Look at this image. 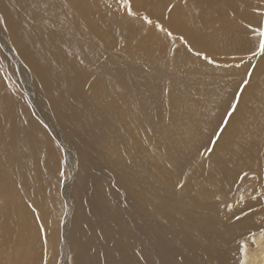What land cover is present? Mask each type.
<instances>
[{
	"label": "bare ground",
	"instance_id": "6f19581e",
	"mask_svg": "<svg viewBox=\"0 0 264 264\" xmlns=\"http://www.w3.org/2000/svg\"><path fill=\"white\" fill-rule=\"evenodd\" d=\"M38 1L33 7L34 3L32 5L28 0H0L1 13L12 23V37L26 52L30 69L38 75L39 84L36 81L38 85L34 86L28 73H22L25 84L33 91L32 97L40 113V117L36 116L32 110L37 109L28 105L16 89L0 56V264H42L45 239L48 264H67L71 259L75 264L90 261L92 264H124L135 260H139V264H151L159 261L157 252H162L165 245L171 247L180 241L198 242L207 247L212 253L213 264H264V236L261 235L264 232V205L258 200L264 178L259 182L237 179L241 169L257 168V160L260 169H264V58L251 61L257 65L253 87L245 94L233 127L225 133L231 145L222 142L223 147L217 149L218 155L212 157L213 166L209 167V161L199 152L203 151V145L216 128L227 98L244 72L243 67L237 70L211 65L223 85L215 90L206 111L197 106L194 108L193 125L180 122L184 128L176 131L180 133L177 136L185 135L183 140L177 141L181 152L192 142L193 165H175V182L167 178L153 180L154 166L144 168L147 163H152L149 157L153 141L146 132L148 123L140 124L138 118L139 113L143 119L148 113V97L134 94L136 71L132 65L141 59L136 53H155L159 47L166 49L165 38L158 36L152 25L149 28L124 14L116 17L113 9L104 6V0H88V3L70 0L69 8H63L57 0L55 8L48 9L44 8L47 0ZM145 1L134 0L132 5L144 8L147 6ZM230 1L234 5L230 16L225 0L160 2L164 4L162 9L174 5L170 20L186 37L197 38L213 51L209 57L217 64L234 65L241 59L248 63L247 56L256 47L257 39L247 36L243 26L252 18L264 19L250 10L253 6L264 8V0ZM161 3L158 7L152 6L154 13ZM65 13H68L67 17ZM110 16L115 17L111 25L115 37H106L102 44L89 39L92 37L90 23L97 22L100 26V18L108 19L109 26ZM32 17L38 22L33 24ZM50 25L60 31L59 42L44 38L46 30H51ZM222 31L227 32L224 39L219 38ZM116 45L123 46L114 52ZM124 48L127 49L122 53ZM79 59H84L86 67L79 65ZM204 72V77L210 78V73ZM85 76L96 77L91 91L86 90ZM121 86L123 91L118 90ZM202 99L197 93L195 101ZM115 107L126 119L127 127L120 145L128 152L124 158L118 157L122 161L112 162L106 145L103 149L107 150L97 155L103 162L99 165V177L97 169H90L97 162L87 154L93 149L94 142L98 141L100 145L98 125L103 120V112ZM44 123L56 139L67 144H71L77 134L85 139L81 144L73 143L75 157L69 159L67 180L62 187L66 198L75 194L78 199L75 208L71 205L65 216L63 243L59 240L58 224L63 215L60 190L65 178L60 175L63 166L57 165L61 160L59 150ZM80 126L88 133H78ZM133 150L141 153L139 160ZM164 159L167 163L173 161L166 155ZM163 168L169 167L164 165ZM104 171L110 179L102 177ZM185 173L186 186L183 190L175 188ZM74 174L82 184L86 181L94 187L83 194ZM216 195L222 200L214 199ZM240 195L245 201L233 211L239 214L243 208L248 215L240 221L234 217L229 220L226 217L231 213L223 205L234 204ZM41 224L43 233L39 231ZM140 256L145 258L140 260Z\"/></svg>",
	"mask_w": 264,
	"mask_h": 264
},
{
	"label": "rangeland",
	"instance_id": "374dc122",
	"mask_svg": "<svg viewBox=\"0 0 264 264\" xmlns=\"http://www.w3.org/2000/svg\"><path fill=\"white\" fill-rule=\"evenodd\" d=\"M28 1L32 3V5L33 3L35 5L38 0H32V2L31 0ZM160 1L161 0H156V2H154L153 0H146L145 4L147 6L144 8H135L132 5L133 10L138 12L140 16L147 15L154 22H159L162 26H164L173 33V35L169 37L166 36L164 32H161L159 29L155 28L153 31L156 30V34H158V36H163L165 38L166 40L165 46L167 48L160 49L159 47V49L155 53H150V54L143 51H141V54L136 53V56H139L141 59L137 62H133L132 65V67H135L134 71H136L135 74L136 87L134 90V94L138 95L139 97L142 96L148 97V101H147L148 113L145 119L141 117V113H139L138 116L140 120V124L148 123V130H146V132L148 131L149 140L153 141V145L151 148L152 155H150L149 157L150 162L152 161V163L151 164L147 163V165H144V168H148V165L154 166L152 167L155 170L154 172L155 175L151 176L153 180L159 181L160 178L163 179L167 178L168 180L175 182L177 179V168L175 165H193V155H192L193 146H191L192 142L190 141L184 146V147L188 146L186 147L187 149L184 152H181V149L177 144L178 139L183 140L185 137V135H182V137L177 136L178 134H180L176 132L177 129H180V127L184 128V126L179 125V123L185 121V124L187 122L190 125L191 124L193 125L192 120L194 118V108L197 106L198 108L206 111V108L212 102L215 90L223 85V81L218 80V77L216 76V70L214 67L209 65L205 60L196 57L192 53L188 52L187 47L180 40V37L183 36L184 39L188 41V44L193 48L194 51H201L202 53L208 56L214 52L208 49L207 47H205L204 45H202L197 38L194 39V38L186 37V34L179 27L174 25V23L170 20V13L172 11L171 12L168 11L169 7L166 9H162L164 4L161 3ZM184 1L185 0H182V2ZM225 1L228 3V10H229L228 16H230L234 5L230 0L228 1L225 0ZM4 2L6 3V1ZM104 2L108 4H112L113 7L112 9L114 10V14L116 17H119L120 15L123 14L122 10L120 12L115 11L117 7L115 4V0H104ZM132 2L134 3V0H132ZM159 3H161V6L159 7L158 11L154 13L155 10L153 9L152 6L158 7ZM256 7H260V6L250 7V10L252 11V9ZM2 10L3 9L1 8L0 16H3V13H1ZM37 12L35 11V14L38 15ZM129 18L133 20H139L141 24H144L149 28H151V25L146 24L139 17L136 18L129 17ZM114 19L115 17L110 16L109 26L107 25L108 19L104 21L103 19L100 18V26L97 22H91L89 33L90 36L92 37H88V38L96 43L102 44L104 43L106 37L108 36L113 37L114 33L111 31V25ZM6 21H7L6 24H0L1 61L3 62V65L6 66L7 72L10 73V75L13 77L14 82L16 84V89L18 91L20 90L19 93L22 94V96H24L25 101L28 105H30L32 108L35 107L34 109H37V111L34 110L32 111L33 113L36 114V116H39L40 113H38L39 112L38 107L36 108L34 97H32L33 91L27 87L30 85L25 84V79L23 74L28 73V75L33 79L34 86L35 85L37 86L39 84V81L37 79L38 75L30 69L27 62L28 58L26 52L23 51L21 46H19V43L17 42L16 38L12 37L13 35L10 33V28H12L11 26L12 23L8 20ZM246 22L247 23L250 22L253 25H255L258 22V20L256 18H252L250 20H247ZM233 29L236 30L234 26ZM243 31L247 36L249 35L253 37L250 34V31L246 29L244 26H243ZM226 37H227V32L225 31H222L219 34L220 39H224ZM98 38H100L101 41ZM128 44L131 43L128 42ZM107 46L108 45H106L105 47ZM116 46L117 47L114 49V52L122 48L123 45H116ZM173 47L175 48L174 54L171 51ZM126 49L127 48H124L122 50V53ZM130 49L131 48L128 47V50ZM49 59H55V57H49ZM203 66H205V68H203ZM204 70L210 73V78L204 77L206 76ZM199 78L202 79L197 81V79ZM36 81L38 82V84L36 83ZM31 85H33V83H31ZM165 88L171 89V95L172 94L174 95L172 98H170L168 95H165L163 93V90ZM197 93H200V96L204 100L202 99V101H195ZM169 100H171V104H169ZM141 107L143 108V106ZM118 121H121L120 125L118 124L119 126L116 125ZM44 126H46L45 129L48 131V134L52 139V141L54 142L57 150H59V155L61 160L58 162L57 165L63 166L62 167V172L64 173L63 178H65L64 182L62 181V186L60 190V199L62 200L63 203V204L61 203V206L63 208V213H62L63 215L61 214L62 220L58 224L60 228L59 240L60 242L62 241L63 243L64 238H63L62 227L64 226V222L66 217L68 216L71 205L72 207L75 208L78 199L75 194L74 195L71 194L69 199L66 198L63 195L62 187L65 186L66 183L65 181L67 180L68 166L70 165L69 159H73V157H75V154L73 153V143H75V145L81 144L82 143L81 141L83 140L85 141V139L77 134V136L75 137L76 139L72 140L71 144H67L63 140L60 141L59 139H56L54 135L51 133L50 129L47 127V125L45 124ZM125 127H127L126 119L122 111L120 112L117 107L108 108L103 112V120H101L100 124L98 125V129L100 132V136L98 139H100V145L98 141L94 142L93 149L91 148L92 150H90L89 153L87 154L88 158H94L95 162H97L96 165H91L90 169L92 171L93 170L95 171V169H97V171L99 172L98 174L99 177H100L99 165H103V162L99 160L97 155L99 154V152L101 154L102 152H105V150H107V149H103L104 147H106V145L111 154V156L109 157L110 161L112 162L122 161V159L119 158H124L126 156L128 150L126 151L120 145L121 138L123 137L125 132ZM77 132L81 134L88 133L81 126L78 127ZM174 134L176 135L174 136ZM169 135H173V137L168 138ZM88 141H90V137ZM136 145L139 146L138 144ZM132 152L134 154L136 153L135 156L139 160V155L141 156V153L136 150H133ZM164 155H166L173 161L167 163L164 159ZM104 156H107V153ZM137 164L139 166V162ZM169 164L174 166L171 168H163L164 165H169ZM166 169H169V171H167ZM101 175L103 178L106 177L107 179H110L109 174L105 171ZM76 176L77 174H74V177L78 181L77 187H79V189L83 191V194H85L86 191H90L91 188L94 187L93 183L90 184L88 182L90 185L89 188V185L88 183H86V181H84V183L82 184L81 180L78 179ZM155 176L157 177V179L154 178ZM88 178H91V176L88 175ZM261 184H264V181ZM88 188L89 190H87ZM260 191H264V189H260L258 192ZM118 192L123 193V190L118 189ZM258 200L264 205V198L262 196L259 195ZM67 264H75V263L71 259V260H67Z\"/></svg>",
	"mask_w": 264,
	"mask_h": 264
},
{
	"label": "snow or ice",
	"instance_id": "6c2138e0",
	"mask_svg": "<svg viewBox=\"0 0 264 264\" xmlns=\"http://www.w3.org/2000/svg\"><path fill=\"white\" fill-rule=\"evenodd\" d=\"M57 0H47V3L44 4V8H55ZM83 3H88V0H82ZM59 3L63 8H69L70 0H59ZM116 4V12L123 11V14L127 17L136 18L139 17L146 24L152 25L153 27L159 29L161 32H164L166 36L171 37L173 33L169 31L167 28L162 26L159 22H154L147 15L140 16V14L133 10L132 0H115ZM105 6L112 10V4L105 3ZM35 7V5H33ZM174 5L169 6L168 11L171 12ZM242 10V9H241ZM252 11L259 17L264 18V8L256 7L253 8ZM109 14H112L110 11ZM47 15V13H45ZM68 16V13H65V17ZM233 18H235V11L232 13ZM38 21L35 17H32V23L35 24ZM7 21L5 17L0 16V24H6ZM44 24H48L47 20H43ZM83 27V25H81ZM244 27L250 31V34L257 39V45L254 49L250 50L247 61L245 63L243 59L240 60L239 63L236 64H217L216 61L210 58L208 55L202 53L201 51H194L193 48L188 44V41L184 39L183 36L180 37V40L187 47L188 52L192 53L194 56L199 57L205 60L209 65L214 66L215 68H235L239 70L241 67L244 68V72L241 75V78L237 81L236 88L232 91V95L227 98L226 104L224 106L223 112L220 114V119L216 123V128L213 130L212 135L209 137L207 143L203 145V151L199 152V155L204 157L209 161V167H212V157L217 156V149H221L223 147L222 142L227 145H231V141L226 140L225 133L229 132V129L233 127V122L237 119V114L241 111V105L244 103L245 94L248 93V90L253 87V79L255 74V69L257 67L256 64L251 63L253 58H264V19H260L255 25L252 23L244 24ZM49 28L51 30H46V34L44 38L49 40V42L56 41L62 38L61 33L58 29H56L55 25H50ZM87 31V28H85ZM63 47V45H61ZM173 54L175 53V48L171 49ZM71 55V53H69ZM79 65L86 67L84 59H79ZM96 77L92 76L90 79L85 76L84 85L86 86L87 91H91L92 85L95 83ZM119 91H123V86H121ZM165 95L171 96V89L165 88L163 90ZM169 104H171V100H169ZM26 124L27 121H24ZM225 151L227 148L224 149ZM222 160L223 158L220 157ZM223 163L228 164V161H223ZM229 167L231 165H228ZM169 168L172 167L171 164L168 165ZM262 172L264 169H260V162L257 160V168L249 167L248 170H243L238 173L237 179L240 181H244L246 179H251L253 181L259 182L264 176H262ZM60 175L63 176L64 173L61 171ZM187 183V173L184 174V178L180 179L176 182L175 188L183 190ZM261 189H264V184L260 185ZM258 195L264 196V191L258 192ZM217 201H221L222 197L216 195L214 197ZM252 199H256V197H252ZM245 201V197L240 195L237 200L233 203H224V207L227 209L231 216L226 217L231 220L232 217L235 218L236 221H240L242 218L248 215L247 212L240 208L239 214L233 211L234 207H240ZM31 207V205H30ZM33 211L36 210L33 208ZM249 211H251V206H249ZM37 220L40 219L39 215L36 217ZM39 231L41 233L44 232V226L41 224L39 226ZM264 236V232L261 233ZM44 258L42 260V264H48V255H47V239L44 240ZM200 249L199 251H197ZM139 256V253H137ZM157 255L160 257L159 261H152L151 264H213L210 259L212 253L207 247H202L198 242L194 243H185L184 241H180L178 243H173L171 247L165 245L163 247L162 252H157ZM145 257L140 256V260H143ZM88 264H92V262H88ZM98 264V262H97ZM124 264H139V260L124 262Z\"/></svg>",
	"mask_w": 264,
	"mask_h": 264
}]
</instances>
